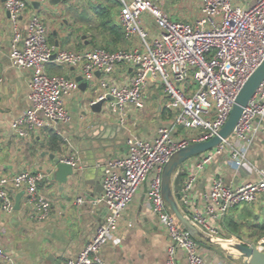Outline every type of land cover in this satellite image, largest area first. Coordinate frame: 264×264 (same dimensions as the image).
<instances>
[{
    "label": "built area",
    "instance_id": "1",
    "mask_svg": "<svg viewBox=\"0 0 264 264\" xmlns=\"http://www.w3.org/2000/svg\"><path fill=\"white\" fill-rule=\"evenodd\" d=\"M50 1L40 0L41 3ZM116 1L120 3V23L126 39L137 37L138 45L111 52L105 48L58 50L49 44L47 25L37 14L29 18L23 36L20 19L27 10V1L5 0L14 32L11 61L32 75L31 107L13 121L12 129L17 137L26 138L33 130L43 129L50 123L70 122L64 97L78 91L80 82L76 78L50 75L48 66L51 64L81 66L83 78L89 82L95 80L97 72L104 75L105 78L99 80L103 93L91 104L111 96L104 110L120 115L121 124L125 121V107L131 104L143 108L149 84L159 82L168 99L167 107L175 112L172 125L161 127L153 140L129 136L127 154L106 161L102 170V193L92 199L81 197L78 202L103 204L108 214L97 226L92 239L63 264H105L102 248L116 232L119 220L137 191L147 182L149 203L171 240L164 264H177L179 251L184 253L188 264H207L200 250V237H193L171 212L162 192V174L176 152L219 134L243 85L264 61V0H256L248 7L238 5V0H199L198 15L191 22L173 20L165 8L153 0ZM144 14L155 22L158 34H151L145 27ZM122 64L130 66L132 71L120 84L108 76ZM263 121L264 81L245 107L233 134L215 148L191 158L187 168L181 169L184 175L187 173L180 200L184 215L202 232L203 239L234 250L240 256L235 246L253 242L235 234L223 237V230L227 231L223 223L230 209L253 205L264 198V169L255 166L248 156ZM64 161L76 167L80 159ZM215 164L220 168L254 173L257 179L233 186L222 174L215 173L209 192L203 195V205L198 206L192 197L194 186L201 173ZM45 179L43 172L26 170L12 177H0L2 210L8 215L15 212L14 199L9 192L13 187L25 191V206L36 211L38 220L47 219L51 201L39 192V185ZM257 246L264 251V244ZM0 260L16 264L14 255L1 246Z\"/></svg>",
    "mask_w": 264,
    "mask_h": 264
},
{
    "label": "crops",
    "instance_id": "2",
    "mask_svg": "<svg viewBox=\"0 0 264 264\" xmlns=\"http://www.w3.org/2000/svg\"><path fill=\"white\" fill-rule=\"evenodd\" d=\"M26 1L28 7L20 19L23 36L29 18L37 14L47 25L49 44L58 50L92 49L94 41L112 40L109 30L106 33L95 30L97 22H100L95 15L97 8L110 9L111 16L106 21L121 25V7L115 6L114 0H65L62 4ZM255 1L242 5L243 0H238V5L248 7ZM159 4L170 17L191 22L198 15L200 1L183 0L180 5L172 3V0H161ZM8 13L5 1L0 0V177H12L23 170L45 173L46 179L39 185V192L51 201V213L47 219L38 220L36 211L25 206L26 193L21 199V210H15L11 215L6 214L0 204V246L14 255L16 264H63L83 249L108 214L103 204L78 202L81 197L92 199L102 193L103 165L111 158L127 154L126 139L129 136L153 140L161 127L172 125L175 112L167 107L168 99L162 85L152 82L146 90L143 108L131 104L125 107L124 123H119L118 114L106 110L102 114L94 113L90 106L103 93L99 80L105 78L97 72L94 81L83 79L87 83L85 89L80 87L64 97L70 122H53L43 129L33 130L26 138L17 137L12 123L31 107L32 75L11 61L10 46L14 32ZM142 21L151 34H158L152 18L144 14ZM137 45L138 38L134 37L125 42V49ZM49 70L53 76H83L81 66L61 65ZM131 71L130 66L122 64L108 78L122 84ZM109 126H119L121 130L113 138L100 136ZM262 127L254 136L248 156L255 166L264 169V121ZM52 154L64 160L78 157L80 162L74 167L77 176L69 177L68 183L59 182L55 177L57 166L50 158ZM187 163L181 167L182 170L187 168ZM215 173L222 174L225 181L233 186L257 179L254 173L211 165L201 173L193 189L192 197L198 206L203 205V195L209 192ZM186 178L187 173L183 182ZM148 190V182L140 187L119 220L116 232L102 248L101 257L105 264L165 263L171 240L152 210ZM9 192L15 204L17 195L25 191L11 187ZM178 203L183 209L181 201ZM252 206L263 213L264 198ZM198 239L207 264H248L236 251L203 238ZM0 264L5 263L0 260ZM177 264H188L182 251L178 253Z\"/></svg>",
    "mask_w": 264,
    "mask_h": 264
},
{
    "label": "water",
    "instance_id": "3",
    "mask_svg": "<svg viewBox=\"0 0 264 264\" xmlns=\"http://www.w3.org/2000/svg\"><path fill=\"white\" fill-rule=\"evenodd\" d=\"M5 1V0H3ZM62 0H51V4H62ZM9 14V13H8ZM10 15V14H9ZM56 55L53 56V59ZM151 77V76H150ZM83 76H78L76 80L80 82L81 89H85L87 83L83 81ZM264 81V61L260 66L251 74L248 80L243 85L239 94L236 97L233 109L225 125L220 130L219 134L207 141L193 143L178 152H176L170 160L166 163L162 174V192L165 200L170 206L171 212L176 216L178 221L189 231L193 237L203 238L202 232L195 227L190 220L182 212L179 201L182 198V188L184 181V172L181 167L191 158L207 152L219 144L224 139L233 134L235 128L240 122L245 107L248 106L252 98L255 96L257 90ZM107 100H112L111 96H107L106 100H101L95 104H91V110L96 114H102L105 103ZM121 130L119 126H109L100 136L104 138H113L117 132ZM50 158L57 166L55 173L56 179L61 183H68L69 177H76L77 172L75 168L54 154ZM25 192L19 193L16 197L15 210H21V199ZM236 235V234H235ZM238 236V235H236ZM210 241L209 239H207ZM235 248L241 255L248 261V264H264V251L251 242L246 241V244H237Z\"/></svg>",
    "mask_w": 264,
    "mask_h": 264
},
{
    "label": "rangeland",
    "instance_id": "4",
    "mask_svg": "<svg viewBox=\"0 0 264 264\" xmlns=\"http://www.w3.org/2000/svg\"><path fill=\"white\" fill-rule=\"evenodd\" d=\"M156 3H160L161 0H153ZM252 2V0H243L242 5H245L247 2ZM178 2V4L182 5L183 0H172V3ZM158 3V4H159ZM173 20H177V17H171ZM98 47L103 46V43L97 41ZM125 44L120 47L121 49H125ZM107 112V111H106ZM183 133H186V130H183ZM256 157L253 156L255 160ZM253 161V160H252ZM227 217H233L240 225L238 226V236H241L247 240L252 241L256 245L264 244V236H261L263 232L257 227L259 225H264V212L261 213L258 208L252 205H239L235 208H232L228 211ZM222 236L228 238L231 236V233L224 231Z\"/></svg>",
    "mask_w": 264,
    "mask_h": 264
},
{
    "label": "trees",
    "instance_id": "5",
    "mask_svg": "<svg viewBox=\"0 0 264 264\" xmlns=\"http://www.w3.org/2000/svg\"><path fill=\"white\" fill-rule=\"evenodd\" d=\"M114 5L115 6H120V3L116 0H114ZM95 15L100 19V22H97V26L95 27V30L99 29L103 31V33H106V31H110L112 35V40L110 42L103 41V46L98 47L97 41L93 42L94 48H105L108 51L114 52L117 50H120V47H122L125 42L127 41L126 36H125V30L120 24H116L114 22L106 21L109 20L111 16L110 9L107 8H97ZM54 64H51L48 66V73L52 75L51 71L49 68L54 67ZM240 224L233 218V217H226L224 221V226L227 232L233 233V234H238V226ZM261 232V236H264V225H259L257 226ZM241 237V236H240Z\"/></svg>",
    "mask_w": 264,
    "mask_h": 264
}]
</instances>
